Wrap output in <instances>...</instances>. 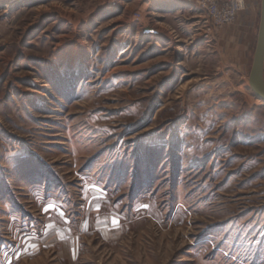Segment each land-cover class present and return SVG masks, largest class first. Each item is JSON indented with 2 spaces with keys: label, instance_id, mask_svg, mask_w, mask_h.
<instances>
[{
  "label": "rangeland",
  "instance_id": "1",
  "mask_svg": "<svg viewBox=\"0 0 264 264\" xmlns=\"http://www.w3.org/2000/svg\"><path fill=\"white\" fill-rule=\"evenodd\" d=\"M192 3L0 0V264H264L259 16Z\"/></svg>",
  "mask_w": 264,
  "mask_h": 264
},
{
  "label": "water",
  "instance_id": "2",
  "mask_svg": "<svg viewBox=\"0 0 264 264\" xmlns=\"http://www.w3.org/2000/svg\"><path fill=\"white\" fill-rule=\"evenodd\" d=\"M258 25L248 72V86L253 94L264 102V0L260 1ZM148 32L149 29L144 30Z\"/></svg>",
  "mask_w": 264,
  "mask_h": 264
},
{
  "label": "built area",
  "instance_id": "3",
  "mask_svg": "<svg viewBox=\"0 0 264 264\" xmlns=\"http://www.w3.org/2000/svg\"><path fill=\"white\" fill-rule=\"evenodd\" d=\"M214 26L221 27L233 22L245 8V0H191Z\"/></svg>",
  "mask_w": 264,
  "mask_h": 264
},
{
  "label": "crops",
  "instance_id": "4",
  "mask_svg": "<svg viewBox=\"0 0 264 264\" xmlns=\"http://www.w3.org/2000/svg\"><path fill=\"white\" fill-rule=\"evenodd\" d=\"M261 0H245L246 8L238 15L237 22L246 28V32L249 34V29L253 26L254 19L260 8ZM154 4V13L161 12L163 14H177L183 11L194 10V4L188 0H152ZM177 5V6H176ZM172 6L174 9L172 12H164L162 9ZM153 12V11H152Z\"/></svg>",
  "mask_w": 264,
  "mask_h": 264
},
{
  "label": "bare ground",
  "instance_id": "5",
  "mask_svg": "<svg viewBox=\"0 0 264 264\" xmlns=\"http://www.w3.org/2000/svg\"><path fill=\"white\" fill-rule=\"evenodd\" d=\"M177 6V5H176ZM174 8L172 7V6H167V7H165V8H163L162 10H165V12H170V11H172ZM153 14V13H152ZM155 14V13H154Z\"/></svg>",
  "mask_w": 264,
  "mask_h": 264
}]
</instances>
